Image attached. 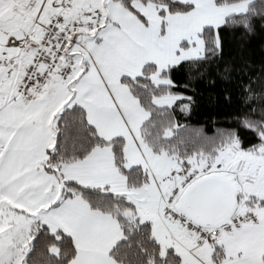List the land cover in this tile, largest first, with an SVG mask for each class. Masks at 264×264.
I'll use <instances>...</instances> for the list:
<instances>
[{"label": "snow or ice", "instance_id": "snow-or-ice-1", "mask_svg": "<svg viewBox=\"0 0 264 264\" xmlns=\"http://www.w3.org/2000/svg\"><path fill=\"white\" fill-rule=\"evenodd\" d=\"M257 35L264 0H0V264H264Z\"/></svg>", "mask_w": 264, "mask_h": 264}, {"label": "trees", "instance_id": "trees-1", "mask_svg": "<svg viewBox=\"0 0 264 264\" xmlns=\"http://www.w3.org/2000/svg\"><path fill=\"white\" fill-rule=\"evenodd\" d=\"M229 39L232 40V48L235 53L240 42L231 37ZM243 55L250 56L257 61L264 56V35L250 38L245 45ZM224 88V82L219 80L214 87L199 85L198 106L190 117L181 119V124L203 129L204 135L208 137L214 136L218 128L229 126L230 118L233 115V106L227 102Z\"/></svg>", "mask_w": 264, "mask_h": 264}]
</instances>
